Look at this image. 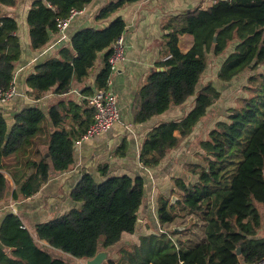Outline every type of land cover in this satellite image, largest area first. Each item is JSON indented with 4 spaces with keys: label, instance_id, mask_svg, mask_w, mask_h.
<instances>
[{
    "label": "trees",
    "instance_id": "1",
    "mask_svg": "<svg viewBox=\"0 0 264 264\" xmlns=\"http://www.w3.org/2000/svg\"><path fill=\"white\" fill-rule=\"evenodd\" d=\"M137 1L108 3L98 11L95 21L106 20ZM90 2L34 1L26 16L30 48H43L50 35L57 33L59 19H65L71 9L83 10ZM15 4L16 0H0L1 7ZM124 25L118 17L105 28L76 31L71 37L70 50L61 49L60 58L39 63L27 76L26 85L31 93L38 95L49 90L58 95L67 93L74 82L88 80L98 53L107 49L104 67L97 73L93 86L84 87L83 94L88 96L93 89L104 87L109 74L106 64L109 47ZM17 29L11 15L0 16L2 91L12 82L15 63L21 55ZM164 30L168 32L163 47L166 59L157 64L136 94L133 123H145L171 105L182 106L190 97L195 99L184 118L159 124L148 132L139 152V162L147 169L158 166L168 153L178 148L220 98V92L211 83L197 90L208 66L207 54L223 55L234 45L217 71L218 81L230 82L246 70L252 73L246 85L249 95L240 97L227 118L217 122L207 138L200 141L204 152L200 164L188 166L194 181L174 180L173 193L177 198L174 204L169 199H158L156 221L163 232L141 235L137 244L117 249L122 235L133 234L137 229L138 212L146 195L145 180L123 175L97 181L92 174L85 173L70 193V199L79 206L37 225L33 232L23 226L18 216L5 212L0 222V264H80L75 260L85 262L99 250L108 249L115 250L118 257L109 258L107 264H257L264 258V237L259 235L264 230V211H261L264 206V0H217L206 9L196 8L170 18ZM186 34L192 37V44L182 52L179 37ZM63 107L50 109L55 129L47 141L45 160L39 163L27 160L35 171L21 186L25 198L48 181L51 170L63 172L73 164L74 142L81 139L92 123L93 113L84 102L81 106L69 103ZM68 107H72L70 123L75 127L67 131L62 123ZM43 118L37 107L25 108L14 117V125L8 130L0 117V201L9 190L1 172L2 159L19 152L31 141L38 134ZM99 170L106 171V166ZM14 182L17 185L19 180ZM12 198H17L15 192ZM194 222L201 224L203 236L194 237L191 243L182 240L181 235ZM175 227H183V232H174ZM39 242L48 247H42ZM52 249L62 256H54ZM68 257L73 260L69 262Z\"/></svg>",
    "mask_w": 264,
    "mask_h": 264
},
{
    "label": "crops",
    "instance_id": "2",
    "mask_svg": "<svg viewBox=\"0 0 264 264\" xmlns=\"http://www.w3.org/2000/svg\"><path fill=\"white\" fill-rule=\"evenodd\" d=\"M34 1L37 0H16L13 7L0 6V16L11 15L17 22L16 35L19 38L21 55L15 63L14 82L18 92L23 94V96H14L11 100L0 103V117L5 120L9 130L14 125V117L25 108L35 106L42 111L44 116L38 134L19 152L2 159L1 172L8 181L9 190L0 201V222L5 212L9 211L19 217L28 231L33 232L37 225L57 219L79 206L70 199V193L85 173L92 174L97 181L111 176L128 175L133 178L139 176L145 180L146 193L138 212L140 228L136 229L133 234L124 233L117 249L137 244L141 235L155 231L158 199H169L172 204L171 198H176L173 193L174 180L179 179L185 183L194 181L195 178L190 175L188 166L200 164L201 156H203L197 145L198 142L205 140L201 129L206 128V117L195 126L192 134L185 138L178 148L164 157L158 166L147 169L139 162V152L148 132L159 124L184 118L192 109L195 98L190 97L182 106L171 105L162 114L153 116L149 121L138 125L134 124L132 119L133 102L147 78L156 70L157 64L166 59L163 47L164 36L168 33L164 30L167 21L196 8L206 9L217 0H139L125 5L110 18L98 22L95 21L98 11L116 0H91L69 23L65 30L64 40H58L57 33L51 34L43 48L32 50L26 16ZM118 17L125 24L122 31L125 60L117 64L116 71L112 74V89L117 97L121 123L100 136L74 142L73 164L63 172L57 173L51 170L48 181L37 192L30 197H23L21 186L35 171L31 165L27 164V160L39 163L47 157V141L55 129L49 116L50 109L60 105L66 107L69 103L81 106L83 102L86 107V96L83 94V89L87 84H90V87L93 86L97 73L105 65L104 55L107 49L98 53L88 80L80 84L74 82L71 90L65 94L58 95L53 90H49L34 95L26 85L27 76L34 72V68L39 63L48 59L60 58L61 49L70 50L71 37L76 31L96 25L102 29ZM186 35L179 37V48L182 40H187V47L192 44V37ZM71 109L72 107H68L65 110V121L62 123L67 131L75 127L70 123L71 113L69 111ZM103 166H106V171L102 172L99 168ZM14 179L19 180L17 185ZM14 192L17 194L15 199L12 198ZM181 228L179 231L184 229ZM259 235L264 237V230H260ZM181 239L187 238H182L181 235ZM195 239H189V243ZM39 244L42 247H48L44 242H39ZM52 250L54 256H62L58 250ZM106 251L110 252V258L118 257L115 250ZM7 252L10 253V249H7ZM68 258L69 262L73 260V258ZM75 262L84 264L81 260H75ZM107 263L105 261L103 264Z\"/></svg>",
    "mask_w": 264,
    "mask_h": 264
},
{
    "label": "built area",
    "instance_id": "3",
    "mask_svg": "<svg viewBox=\"0 0 264 264\" xmlns=\"http://www.w3.org/2000/svg\"><path fill=\"white\" fill-rule=\"evenodd\" d=\"M81 11L71 9L69 15L65 19H59L56 23L58 40L66 38L65 30L69 23ZM110 54L106 60L107 68L109 70L105 86L102 88H95L85 97L86 107L93 113L92 123L88 126L86 132L82 135L81 139H90L100 136L108 132L112 127L121 123L120 111L118 108L117 97L112 89V74L116 71L118 63L125 60V43L122 33L116 37L114 42L109 47ZM15 77V76H14ZM14 77L9 87L2 91L0 90V103L7 102L14 98V96H23L19 93L16 86ZM157 232H163L160 225L156 222ZM257 264H264V258Z\"/></svg>",
    "mask_w": 264,
    "mask_h": 264
},
{
    "label": "rangeland",
    "instance_id": "4",
    "mask_svg": "<svg viewBox=\"0 0 264 264\" xmlns=\"http://www.w3.org/2000/svg\"><path fill=\"white\" fill-rule=\"evenodd\" d=\"M181 44L182 45H180V48L181 50H183V52H185L184 50L189 49L191 47V44L187 47V40H182ZM233 48L234 45H230L223 55L214 56L213 54L209 53L206 56L208 61V66L206 71L202 75V78L197 88L199 89L202 86L211 83L220 92V98L210 107L207 116L205 118L206 128L201 129V132H203V137H205V139L207 138V135L210 132V130L214 128L217 122L225 120L227 118L229 114V110L237 105V100L242 96L249 95V92H246V85H247V79L250 77L252 73L251 71L249 70L243 71L238 77L234 78L230 82H221L218 81L216 78V74L220 65L222 64L226 56L233 51ZM250 88H252V85ZM199 143L200 142H198L197 145L198 150L204 153L200 149ZM261 211L262 212L264 211V206L261 207ZM188 224H186L185 226H187ZM155 232L157 231L155 230ZM192 232L194 233V236ZM199 235L203 236L201 231V224L194 222L190 230H187L182 234V238H187L185 240L189 241V239H194V237L196 238Z\"/></svg>",
    "mask_w": 264,
    "mask_h": 264
},
{
    "label": "water",
    "instance_id": "5",
    "mask_svg": "<svg viewBox=\"0 0 264 264\" xmlns=\"http://www.w3.org/2000/svg\"><path fill=\"white\" fill-rule=\"evenodd\" d=\"M95 29H100V27L98 25L94 26ZM215 37L214 36V41H215ZM176 198L175 197H172L171 198V203L174 204ZM140 220L137 221V229L140 228ZM182 228L181 227H175L173 229V231H179L181 230ZM110 258V252L109 251H106V250H99L96 255L88 260H86L84 262V264H103L105 261H107L108 259Z\"/></svg>",
    "mask_w": 264,
    "mask_h": 264
}]
</instances>
